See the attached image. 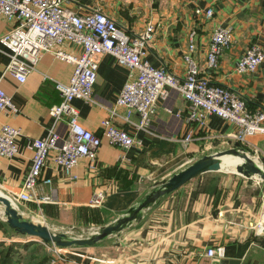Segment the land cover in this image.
Here are the masks:
<instances>
[{
	"label": "crops",
	"instance_id": "crops-1",
	"mask_svg": "<svg viewBox=\"0 0 264 264\" xmlns=\"http://www.w3.org/2000/svg\"><path fill=\"white\" fill-rule=\"evenodd\" d=\"M62 5L80 14L97 9L133 35L150 23L153 33L145 59L177 78L184 74L182 56L187 53L191 34V56L199 74L234 92L249 110L264 108V59L250 73L234 69L246 48L256 46L264 52V0H63ZM207 7L212 10L209 17L194 13L195 8ZM10 27L11 23L0 16V36ZM216 27L227 28L231 42L219 55L216 67L206 68L208 37ZM61 49L69 53L80 50L69 42H64ZM5 52L0 45V87L16 111H1L0 125L14 126L19 134L17 153L0 156V194L13 197L31 162L28 142L43 137L53 125L48 108L60 100L54 83H66L73 67L42 53L19 83L5 72ZM127 77L126 67L116 64L109 55H101L91 90L95 104L80 99H73L71 104L77 110L78 122L96 134H100L99 121L112 110V123L138 143L120 149L102 141L95 158L80 159L70 175L55 166L54 152L49 151L42 176L51 180L43 186L51 201L39 209L32 203L18 205L25 214L54 231L99 227L123 215L160 181L190 162L232 147V123L208 114L200 127L187 118V102L171 88L157 101L147 126L135 129L124 120V108L115 105ZM130 119L135 121L136 114L132 113ZM53 127L58 135H66L64 118ZM188 133L190 139L184 142ZM242 148L254 162L264 165V133L248 136ZM226 157L231 158L220 159ZM98 191L104 193L103 201L91 205L89 200ZM263 206V181L241 179L222 170L203 172L142 209L139 218L118 233L93 245L63 247V259L53 264H208L215 258L205 256V249L217 246L224 250L217 259L224 262L264 264V232L256 233L253 228ZM259 229L264 231V215ZM28 240L31 238L17 234L0 218V244L17 245Z\"/></svg>",
	"mask_w": 264,
	"mask_h": 264
},
{
	"label": "built area",
	"instance_id": "built-area-1",
	"mask_svg": "<svg viewBox=\"0 0 264 264\" xmlns=\"http://www.w3.org/2000/svg\"><path fill=\"white\" fill-rule=\"evenodd\" d=\"M63 0H0V16L11 23L10 29L0 36V45L5 49L8 61L5 72L17 82L22 83L32 65L42 53L70 63L72 72L66 83H54L60 100L48 108L53 125L41 138L31 139V162L13 197L8 199L14 204L32 203L37 209L51 201L43 191V186L50 183L49 177L42 176L49 151H53L52 161L65 175L80 159L92 161L102 141L108 145L127 149L138 143L125 130L115 126L111 117L112 110L99 121L100 134L84 128L77 119V110L72 106L73 99H80L86 104H95L91 90L95 82L98 57L109 55L114 62L128 69V77L120 87L115 105L124 108V120L135 129H144L155 109L158 100L165 97L167 88L176 90L188 104L187 118L204 126L206 115H216L234 125L232 138L240 147L248 136L264 133V108L249 110L243 99L231 90L210 83L199 73V67L192 58V37L189 35L187 53L182 58L185 63L184 74L175 77L164 67L153 66L145 59L146 47L151 40L153 26L148 23L137 34H129L124 26L115 22L97 9L86 13H76L62 5ZM195 14L209 17L210 7L203 10L195 8ZM64 42L78 45L77 53L61 49ZM231 35L227 28H214L208 37L204 54V66L214 68L221 52L229 47ZM264 59V52L256 47L246 48L236 60L237 72H253ZM14 113L16 108L9 95L0 87V112ZM136 114L132 121L130 115ZM65 119L66 135L60 136L54 130V124ZM19 131L16 127L0 125V156L10 157L17 153L16 139ZM190 139L186 134L183 141ZM102 191L90 198L91 205H100ZM253 225L256 233V226ZM63 247L51 245V262L63 259ZM222 246L205 249V256L220 258Z\"/></svg>",
	"mask_w": 264,
	"mask_h": 264
},
{
	"label": "water",
	"instance_id": "water-1",
	"mask_svg": "<svg viewBox=\"0 0 264 264\" xmlns=\"http://www.w3.org/2000/svg\"><path fill=\"white\" fill-rule=\"evenodd\" d=\"M226 155L239 158L238 163L234 164L232 172L247 178L254 176L264 182V168L254 162L243 148L237 142H234L232 147L216 151L212 154L202 155L173 173L167 179L160 181L137 205L129 207L123 215L115 218L110 223L97 227L93 233L85 237H74L68 235L66 232L54 231L42 221L34 222L30 218L23 216L17 204L12 203L5 195L0 194V204L2 205L4 221L17 234L31 237L32 240H39L42 243H49L58 247L93 245L111 234L118 233L132 221L138 219L141 210L155 202L159 197L175 190L203 172L221 170L220 158ZM260 214L261 216L264 215V206ZM224 263L235 264V261L224 262L221 259L208 261V264Z\"/></svg>",
	"mask_w": 264,
	"mask_h": 264
},
{
	"label": "trees",
	"instance_id": "trees-1",
	"mask_svg": "<svg viewBox=\"0 0 264 264\" xmlns=\"http://www.w3.org/2000/svg\"><path fill=\"white\" fill-rule=\"evenodd\" d=\"M0 264H49L43 247L36 242L0 244Z\"/></svg>",
	"mask_w": 264,
	"mask_h": 264
},
{
	"label": "rangeland",
	"instance_id": "rangeland-1",
	"mask_svg": "<svg viewBox=\"0 0 264 264\" xmlns=\"http://www.w3.org/2000/svg\"><path fill=\"white\" fill-rule=\"evenodd\" d=\"M259 164V163H258ZM260 165V164H259ZM233 166L234 165H227L226 167L224 166V167H222L221 168V170L222 171H224V173L225 174H227V175H230V176H235V177H240L241 179L242 178H244L242 175H240V174H237V173H235V172H232L233 171ZM260 166H262L263 168H264V165L263 164H261ZM252 179L253 180H255V181H260L258 178H256V177H254V176H252ZM230 184V182H228V185ZM18 205V204H17ZM2 205L0 204V218H1V220L2 221H4V216H3V212H2ZM20 210H21V208H20ZM22 211V210H21ZM22 214H23V216H25V217H28V218H30L31 220H33V219H35V218H33V217H31V216H29L28 214H25L23 211H22ZM261 215V214H260ZM262 218H263V216H261V218H259L258 219V222H259V224H260V221H262ZM37 220V219H36ZM260 220V221H259ZM35 222V221H34ZM259 224L256 226V229H257V231L258 232H264V231H259L258 230V228H259ZM97 229V227L94 225V226H87V227H84V228H81V230L79 229V230H66V233L68 234V235H71V236H74V237H85V236H87L88 234H91V233H93L95 230ZM28 238H31V237H28ZM33 239H36V238H33ZM26 242H36V243H39V245H41L42 247H43V251L47 254V256H48V263L50 264H53V262H51V252L49 251V247H48V249H47V246H51L52 244H49V243H42V242H40L39 240L37 241V240H28V241H26ZM75 246V245H74Z\"/></svg>",
	"mask_w": 264,
	"mask_h": 264
},
{
	"label": "bare ground",
	"instance_id": "bare-ground-1",
	"mask_svg": "<svg viewBox=\"0 0 264 264\" xmlns=\"http://www.w3.org/2000/svg\"><path fill=\"white\" fill-rule=\"evenodd\" d=\"M238 161H239V158L236 157V156H231V158L226 157L223 160H221V168L225 165V163L234 165V164L238 163ZM33 221H35V222L38 221L39 222V220H36V219H33ZM260 225H261V221H260V224H259V228H260ZM259 228H258V230H260Z\"/></svg>",
	"mask_w": 264,
	"mask_h": 264
}]
</instances>
